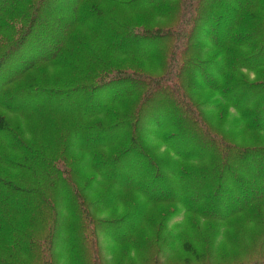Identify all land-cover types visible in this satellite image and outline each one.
Here are the masks:
<instances>
[{
	"label": "trees",
	"instance_id": "16d2710c",
	"mask_svg": "<svg viewBox=\"0 0 264 264\" xmlns=\"http://www.w3.org/2000/svg\"><path fill=\"white\" fill-rule=\"evenodd\" d=\"M46 1L50 10L67 7L55 13L54 28L40 15ZM103 1L109 4L14 0L0 6V150L12 153L0 156V264H58V240L69 264H88L89 254L98 255L100 229L114 244L113 256L121 257L127 247L158 240L178 211L194 231L184 251L214 264L208 241L225 238L237 214L235 222L245 224L238 239L248 248L219 263L264 264V0ZM89 23L97 35L105 31L98 35L105 47L93 44ZM124 39L133 44L117 45ZM43 65L57 70L56 88L10 104L12 94L23 99L12 91L15 82L33 83L31 73ZM171 100L183 123L159 109ZM24 107L27 116L44 113L43 141L24 138ZM9 112L19 119L12 122ZM44 175L60 186L63 200L45 199ZM209 179L211 188L195 196ZM213 194L218 203L211 208ZM25 203L45 211L39 231L24 224ZM61 229L66 234L59 239Z\"/></svg>",
	"mask_w": 264,
	"mask_h": 264
},
{
	"label": "rangeland",
	"instance_id": "374dc122",
	"mask_svg": "<svg viewBox=\"0 0 264 264\" xmlns=\"http://www.w3.org/2000/svg\"><path fill=\"white\" fill-rule=\"evenodd\" d=\"M2 2H0V6H12L14 3V0H1ZM92 2L96 1V0H90ZM98 4H100V6H107V1H103V0H97ZM148 1V0H145ZM117 3V2H116ZM114 4V3H113ZM66 4H59V7L57 9L54 10H50L48 2L46 1L40 15L44 17V22H51L50 25L53 26V28L58 24L57 23V14L61 11V13H63V11L66 10ZM132 9H134L131 6ZM122 13H126L125 10H121ZM57 23V24H56ZM88 26V28H87ZM86 26V28L89 31L94 32L95 34L93 35L92 41L93 44L96 46H99L100 48H103L106 46V42L102 41L99 39L100 37H103L105 34V31L100 28L98 30V35L96 32V25L94 23H89ZM95 27V28H94ZM104 39V38H103ZM133 44V42H130L127 39H124L122 41H120V43H118L117 45H131ZM148 46V43L143 42L142 43V47L146 48ZM11 66V64L9 65ZM7 67V66H6ZM55 67L53 66H47V65H43L41 67L38 68V70L33 71L31 73V77L34 79V82L30 83V84H26L24 83V79L22 78L21 80L15 82V84L12 86V91L14 90H18L21 92V95L23 96L22 100H18L17 99V95L16 94H12L10 97H8L7 101L15 106H21L27 103H30L32 101V97H27L28 94H30L31 92H33L36 89H51V88H56V85L54 84L56 79H59V77H54L51 78L52 76H54L57 72L56 69H54ZM245 73L247 74L248 78L254 79L255 74L254 72L245 70ZM52 79H55V81L52 84ZM20 84H24V86H20ZM16 86H20V87H16ZM162 90H158L157 93H153V97H154V102L153 104L150 103V107H154L153 105L156 103L157 100L160 99V97H158V94L161 95ZM244 96H241L240 99H243ZM56 105V104H55ZM52 107H55L54 105H50ZM47 107V108H51V107ZM160 110H164L166 111V113L169 115L170 120H177V122L179 123H183L182 122V116L181 113L178 111H176L173 107H174V103L171 100V102H168L167 104H164L163 106H158ZM157 108V107H156ZM154 107V109H156ZM54 109V108H53ZM36 110V109H33ZM28 109H26L24 107V118H22L23 121V136L24 138H27V136H33L31 138L35 139V140H44V137L42 136L45 128H42V114H32L27 116L28 114ZM175 113V115L173 114V112ZM10 118L13 119L12 122L16 121L17 119H19V114H12L9 112ZM59 115H57L56 117H58ZM55 117V118H56ZM148 117L149 115L147 114L146 117L141 121L140 126L142 128H145L146 123H148ZM151 117V116H150ZM151 121V119H150ZM12 124V123H11ZM13 125V124H12ZM14 126V125H13ZM156 126H151L150 127V131H155ZM4 133V132H3ZM246 141H249V138L246 139ZM39 143V142H37ZM243 143V142H242ZM57 145V144H55ZM161 145V144H160ZM57 148V147H56ZM165 149V147L161 146V150ZM167 154H171V151L169 149H165ZM12 153L9 152V150L5 149V151L0 150V156H4V155H10ZM41 159V157H39L38 155L35 156V159ZM38 166H41L40 164H38ZM22 171L24 172L25 170L22 169ZM114 173V172H113ZM264 175V170H262V172L259 174V176L263 177ZM44 178L47 179L44 183H42L41 187H39L40 190L44 191L46 194V198L50 201V199L52 198L53 200H56L58 195H59V201L63 200L62 195H64V193H60V186L57 185L55 182H53L52 180H50L48 177H46L44 175ZM200 182H202L203 180H199ZM203 183V182H202ZM213 183V181L211 179L208 180V182L206 184H199L197 187V192L195 194H202L205 193L206 191H208L211 188V184ZM261 192H264V180L263 183L261 184L260 188ZM51 199V200H52ZM200 202L202 200L197 199ZM190 203L192 204H196V200L195 199H191ZM218 201L217 198L215 197V195H210V197L208 198V206H210L211 208L216 207ZM21 204V202L19 203ZM204 204V203H202ZM64 206V202H60L59 206L60 207V218H59V224L61 225V223L66 219L65 218V209L63 208ZM34 208H38L39 207H34ZM45 210L47 211V208H45ZM45 214V211H40V210H34L33 206L30 203H25L24 204V224H26V226H31L32 229L39 231L40 230V219H42L43 215ZM110 211H106L104 212L102 215H109ZM96 216V213H95ZM236 217L237 214L234 215V217L232 219L229 220L228 225L231 224V229L229 231V233L226 235L225 238H220V236L216 237V240L210 244L208 241V249L206 250V252L208 253L209 256H211L213 259H217L218 261H216L214 264H220V259L223 258V255H226L227 253H236L234 255H239V253L242 249V251H245L246 246L243 245V243L238 239V234L243 236V230L241 228L245 227L244 221H240V222H235L236 221ZM198 219V218H197ZM204 220V219H203ZM197 221L202 222V219H198ZM187 215L185 216L183 214V212L176 213L175 215L169 217L166 221V223L163 225L160 234L157 240V235L154 237V240H152V244L149 245V243L147 244L145 243H141V245L136 248H130L127 247V251L123 253V255L121 257H115L113 256V245L114 244H110L108 245V243H110L112 240L110 238V236L104 233V231L102 229L99 230L100 236H101V246L100 249H98V255H96V257L94 259H92V257L89 254V258H90V262L88 264H206V260L207 257L206 256H195V255H191L188 252L184 251L182 249V243L184 241L185 238L190 237L194 231H192V229L187 230L186 226L187 225ZM208 221H203V225L204 227L207 225ZM217 225V224H215ZM47 227V226H46ZM217 230L219 231L220 235L222 234L223 230L222 228H219L218 226ZM241 227V228H240ZM9 226L6 228V230H8ZM159 228H161V226H159ZM159 228L157 231H159ZM48 229V227L46 228ZM109 229L112 232H116L118 231L116 229V227H109ZM214 229H216L214 227ZM60 231V235L59 239L65 235L66 233H64L63 229L59 230ZM4 231H2V233H4ZM214 232V230H212V233ZM41 233H45V234H40L42 235L41 237L46 238L43 235H47V232L44 230ZM229 236L231 237L232 240L235 241V243L233 245H226V239L229 238ZM48 238L50 241H52V238L50 236V234H48ZM46 244H48L47 239L45 240ZM206 244V242H205ZM49 245V244H48ZM263 245H264V238H263ZM53 246V244L51 245V247ZM55 246H56V250H58V264H69L68 263V259H67V255L66 253H63L62 251H65L64 249V244L61 243V241L58 240V242H55ZM146 246V247H145ZM145 247V248H144ZM68 250V249H67ZM184 254L187 255L186 260H188V263L184 262L183 258H184ZM151 256V259H147V257ZM227 258V257H226ZM78 259L83 261H86V257L82 256V253H78ZM238 261V260H237Z\"/></svg>",
	"mask_w": 264,
	"mask_h": 264
}]
</instances>
